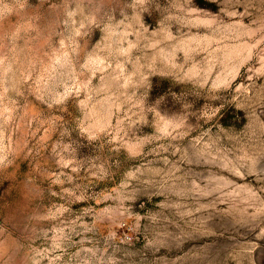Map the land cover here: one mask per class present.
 Here are the masks:
<instances>
[{
    "label": "rangeland",
    "instance_id": "obj_1",
    "mask_svg": "<svg viewBox=\"0 0 264 264\" xmlns=\"http://www.w3.org/2000/svg\"><path fill=\"white\" fill-rule=\"evenodd\" d=\"M0 264H264V0H0Z\"/></svg>",
    "mask_w": 264,
    "mask_h": 264
}]
</instances>
